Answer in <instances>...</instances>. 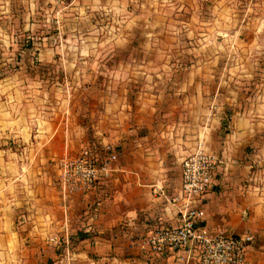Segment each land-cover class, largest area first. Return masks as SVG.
I'll return each mask as SVG.
<instances>
[{"label": "crops", "instance_id": "0c3cea01", "mask_svg": "<svg viewBox=\"0 0 264 264\" xmlns=\"http://www.w3.org/2000/svg\"><path fill=\"white\" fill-rule=\"evenodd\" d=\"M163 2L0 0V264H197L193 250L135 241L182 223L172 198L201 145L222 162L193 203L198 226L252 233L247 259L264 264V59L224 67L157 49ZM88 145L118 160L68 195L58 159Z\"/></svg>", "mask_w": 264, "mask_h": 264}, {"label": "built area", "instance_id": "2783aa9c", "mask_svg": "<svg viewBox=\"0 0 264 264\" xmlns=\"http://www.w3.org/2000/svg\"><path fill=\"white\" fill-rule=\"evenodd\" d=\"M53 1L66 6L74 0ZM117 160L118 154L111 146L106 147L104 156L88 145L74 155L60 157L59 180L64 192L70 195L93 190L100 175H107ZM221 162L218 155L207 152L203 145L184 159L181 187L172 198L174 203L185 202L182 223L158 227L137 239L135 243L141 250L151 253H163L168 249L193 250L197 264H252L247 259L248 248L255 240L252 233L233 236L212 233L198 226L205 217V211L194 208L193 203L212 188Z\"/></svg>", "mask_w": 264, "mask_h": 264}, {"label": "rangeland", "instance_id": "374dc122", "mask_svg": "<svg viewBox=\"0 0 264 264\" xmlns=\"http://www.w3.org/2000/svg\"><path fill=\"white\" fill-rule=\"evenodd\" d=\"M163 1L165 12L171 19L170 24L164 27L166 32L163 35L169 38L155 42L154 47L157 49L167 50L169 53H179L181 49L188 51L189 55H198L200 52L202 55L197 56L200 60L204 57L203 54L210 55L212 65L224 67L227 62L240 66L246 59L251 61L257 58L258 52L259 58L264 59V36L257 35H264V26L260 22L257 25L253 22L247 24V20L264 19V0ZM183 2L190 3L195 8L186 9L188 4L181 8ZM187 17H190L188 21L191 24H182L180 20H187ZM56 20L57 29H53V32L56 30L57 34L64 35L63 26L58 25L62 24L59 17ZM102 29L106 27L103 26ZM102 46L112 48L110 43H102ZM228 54L232 56L228 58ZM243 56L245 59L242 60Z\"/></svg>", "mask_w": 264, "mask_h": 264}]
</instances>
